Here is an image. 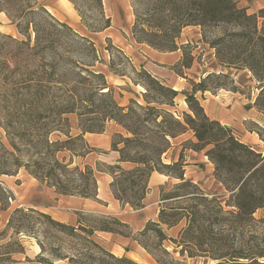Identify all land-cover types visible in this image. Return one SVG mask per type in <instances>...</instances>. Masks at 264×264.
Returning <instances> with one entry per match:
<instances>
[{
  "label": "rangeland",
  "instance_id": "obj_1",
  "mask_svg": "<svg viewBox=\"0 0 264 264\" xmlns=\"http://www.w3.org/2000/svg\"><path fill=\"white\" fill-rule=\"evenodd\" d=\"M56 1L37 0L55 18L63 22L68 21L67 23L79 35L87 36L94 41L99 51L100 61L94 60L95 52L92 51L88 42L80 38L63 36L59 40L58 46V54L63 56L62 62L60 61L62 65L55 75H59L57 77L59 80L60 78L65 80L68 86L61 88L54 83L46 85L48 87L42 92L41 96H43L35 108L33 105H29V103L32 104V101L26 94L25 86L31 84L36 88L37 85H40L38 79H41L42 74L49 72L50 69L53 72L50 65H46L43 69L40 66V62L52 60L53 56L51 54L40 56L41 53L33 56L31 55L32 51L26 45L5 38L4 34H10L0 31L2 33L0 34V70L1 66H4V56L8 51L19 52L21 56L18 71L11 72L5 69V65L3 71L0 72V188L7 189L12 196L8 200L9 207L5 210L0 209V264H50L41 262L43 257L48 258L52 264H123L109 256L107 252L117 257H126L137 264H264V208H259L252 216L238 214L235 197L234 201L231 197L237 189L234 191L226 189L214 176L215 164L206 155L207 147L200 151L191 148L194 146L193 143L197 141L191 129L184 132L185 135L179 139L171 138L172 145L168 152L163 155V158H167V153L170 152L183 153L184 160L189 162L188 176L185 178L197 183L200 192L208 200L192 199L194 197L189 195L163 201L161 205L166 208L165 217L170 222L169 224L160 222L159 225H150L149 229L142 234L141 231H138L132 235L133 231L130 229V236H123L114 232H110L109 235H100L97 232L102 230H96L90 238L97 242L98 246L104 248L102 250L83 237L86 232H83L82 236L70 235L66 231L52 226L36 213L29 212L31 208L19 205L16 194L9 187H15V184H19L22 179L15 181L12 176L28 173L35 177L37 173L40 178H36L40 182L46 185L56 184L59 190L64 188L68 192H76L82 191L85 186H88L89 193H93L96 189L98 173H109L107 170H112L110 165L117 164L105 162V165H102V161L90 164L86 160L87 155L91 153H87V144L89 145V143L85 139V134L88 132L83 134L80 142L70 141L68 143V136L66 135L69 130L68 123L60 121L56 117L59 106L66 104L70 99L73 100L74 95L70 92L73 89L72 86H77L80 96H84L89 92L91 85L96 82L86 67L92 64L93 67L90 66V68L105 73L107 83L114 88V96L120 105L127 107L131 99H135L142 105L147 104L144 99V93L147 90L145 77H141L133 69L134 66L137 69L141 67L132 50L136 45L137 52H140L137 56L139 58L144 46L148 44L147 42L136 41L132 32L135 22L134 4L138 6L139 0H129L133 12V21L131 22L126 21V14L121 4L123 0H110L111 7H106L105 0H102L104 12L111 19L112 29L97 32H92L91 27H102L104 21L100 20L95 10L90 9L87 1L79 0L81 10L86 14L85 20H82V15L79 14V10L73 2L72 7L68 9L71 4L66 0L60 2L61 8L58 7ZM2 4L13 16L17 17L20 15V9L26 7L25 3H20L14 7L12 3L7 4L3 0ZM238 5L246 7L249 13L259 14V11L264 8V0H238ZM141 8L145 7L141 5ZM60 9L78 16L75 21H72L74 19ZM114 9L118 10L119 18H112V10L114 11ZM39 14H31L27 18H18L17 20L22 22L28 20L35 24L42 23L44 21L38 16ZM143 18L146 20H141V22L147 26L150 20L148 21L146 16ZM211 36L212 33H207L206 40H210ZM12 37L29 41L31 46L35 43L33 29H30L28 35L20 33L18 36ZM132 42L134 43L131 45ZM178 44L180 46L181 44L188 45V56L193 57L191 67L184 68L180 64L181 57L170 67H160L163 68L159 69L161 74L157 75L149 69H145L164 84L178 90L175 105L170 106V109L176 115L190 112L184 92L192 90L193 82H199L212 72L228 74L229 79L222 77L213 79L212 83L209 82L210 89L205 92L199 91L197 96L206 113L212 119H217L222 124L230 126L241 141L251 145L264 155V112L254 104L261 89L260 83L254 79L248 70H238L234 67L223 68L219 65L215 50L203 39L199 25L184 26ZM114 47L123 50L128 59ZM179 51L183 56L182 50L179 49ZM69 57L77 62L69 66L66 65L67 62L63 60ZM225 82L229 85L228 87H215V85ZM42 84L45 86V81ZM80 110H84V108L77 105L76 112L64 114V117H69L71 135L73 136L81 132L80 127L91 126L93 129H98L99 125L103 123L101 119L97 118L99 117L97 114L79 116ZM141 112L143 111L138 113L142 114ZM91 117L95 119L86 121V118ZM153 125L154 123L150 121L147 126L153 127ZM108 126H116L120 130L117 129L113 132L112 140H121L122 138L117 135L120 133L124 136L129 135L116 120L106 121L105 130ZM123 146V143L119 144V147ZM116 152L120 158V152ZM102 153L108 152H98L100 155ZM131 155H134V151L131 152ZM57 159L63 164H68V166H59L56 162ZM86 163L94 168L96 182L93 178L94 175L89 176L87 180L82 176L80 170L75 169L77 165L83 167ZM129 163L130 167L125 168L135 167L134 163ZM49 170H54L53 175H47ZM178 183L179 180L170 181L164 185V194L167 196ZM51 187H54L58 192L55 186ZM130 193L131 191L128 192V194ZM201 202L203 204L200 205ZM1 205L0 201V208ZM194 206H197L203 214L201 217L203 227L216 236L211 243L206 241L204 243L202 240L203 243L200 244L195 237L192 238V234L190 235L188 231L183 232L184 228L187 227V220L190 219V217H186L189 215L186 210L190 211L191 207L193 209ZM16 208H23L28 214L24 216H22L23 213L15 214L13 226L9 227L8 221ZM182 214H186V216H183L181 220ZM104 216L106 215L79 212L76 222L64 223L77 226L85 224L91 229V227H98L101 218ZM177 218H180L178 223L171 225V223L176 222ZM114 227L125 232L129 231L124 227ZM194 234V236L204 234L203 228L202 231H195ZM121 237L127 238L129 243L122 244L117 241L118 238L122 239ZM234 248L241 250L244 256L234 257L230 253L234 251ZM227 253L230 254L224 258L219 257L220 254Z\"/></svg>",
  "mask_w": 264,
  "mask_h": 264
},
{
  "label": "trees",
  "instance_id": "obj_2",
  "mask_svg": "<svg viewBox=\"0 0 264 264\" xmlns=\"http://www.w3.org/2000/svg\"><path fill=\"white\" fill-rule=\"evenodd\" d=\"M3 1L7 4L12 3L14 7L18 6L20 3L26 4V7L20 9V15L17 17L13 16L7 8L3 7L2 0H0V11L6 12L11 22L17 26L21 34L28 35L30 29H33L35 32V43L31 46L29 41L20 40L5 34L4 37L16 43L26 45L27 48L32 51L31 55L33 56H37L40 53V56L46 54H51L53 56L52 60L40 62L42 69L46 65H50L53 72H51L50 68H47L50 69V71L41 75V79H38V81H40V85H37L38 87L35 88L31 84L25 86L27 91L26 94L29 95L32 101V104L29 103V105H33L35 108L37 107L40 98L43 96H41L42 92L48 87L46 85L54 83L61 88H66L68 86L65 80H61V78L59 80V78H57L59 75H55L62 65L60 61L63 56L58 54V46L59 40L63 36H68V38L73 37L75 39L80 38L88 42L92 47V51L95 52L94 60L100 61L98 55L99 51L94 41L87 36L79 35V33L67 22L55 18V16H53L44 5L39 4L37 0ZM69 1L75 4L76 8L79 10V14L82 15V20H85L86 14L81 10L79 0ZM83 1H87L90 9L95 10L100 20L104 21L102 27H91L90 24L89 26L92 32L102 31L111 26V19L107 17L104 12L102 0ZM141 5L145 8H141ZM138 6L134 4L135 22L132 29L136 41L147 42L155 49L164 52L181 49L183 56L180 64L184 68H189L191 67L193 57L191 55L190 57L188 56V45L181 44L180 46L178 44V39L184 26L199 25L202 30L203 39L215 50L219 65L223 68L234 67L238 70H248L254 79L260 83L261 89L254 104L264 112V8L259 11V14L249 13L246 7H240L238 5V0H139ZM36 13H40L38 16L42 18L44 22L35 24L28 20L24 22L17 20L18 18H27L29 15ZM145 16L148 17V21L150 20L147 26L141 22V20H146L143 18ZM207 33H212L210 40H206ZM0 34L2 33L0 32ZM116 50L128 59V56L125 55L123 50L119 48H116ZM4 57V66H1L0 72L3 71L5 65V69L11 72L18 71L19 64L21 63L20 53L10 50ZM63 61L67 62L66 65L68 66L77 62L70 57ZM90 66L93 67L92 64ZM90 66L86 67V69L96 82L91 85L89 92L84 96H80L77 86H72L74 90L72 89L70 92L74 95L73 100L70 99L66 104L59 106L56 117L59 118L60 121L68 123L69 130L66 132L68 143L70 141L80 142L85 132H104L105 122L109 120H116L126 129L129 135L124 136L121 133L117 134L122 139L119 141L112 140V149L120 152V162H132L135 164V167L127 169L121 164H115L110 165L112 170H107L114 176L111 188L115 197L120 202L129 203L135 209L142 208L144 206V198L149 190V177L154 171H159L179 179V183L174 187L172 192L167 194V196L164 194V186L161 187L162 203L169 198L189 195L190 197H194L192 199L199 198L202 201L208 200V198L200 192V187L197 183L185 178L183 153L180 154L177 161H172L170 163L165 162L163 158V155L168 152L172 145L171 138L191 129L197 139V141L193 143L194 146L191 148L195 151H200L207 147L206 155L215 164L214 176L226 189L230 191L237 189L231 197L233 201L235 197V206L238 209V214L252 216L259 208H264L263 153L241 141L230 126L222 124L221 121L217 119H212L206 113L204 106L197 96L199 91L205 92L210 89L209 82L212 83L213 79H220L221 77L229 79L230 76L228 74H216L212 72L203 77L199 82H193L192 90L184 92L190 112L176 115L170 109V106L175 105V98L179 93L178 90L164 84L152 76L142 65L139 69L135 66L132 67L141 77H145L144 80L146 81L147 90L144 93V99L147 104L142 105L135 99H131L127 107L120 105L116 100L113 93L114 88L107 83L105 73L94 70L90 68ZM43 81H45V86L42 84ZM225 83L215 85V87H228L229 85H227V82ZM234 89L236 88L234 87ZM22 103L24 104V102ZM77 105L80 108H84V110L79 111V116L99 115L97 118L101 119L103 122L99 125L100 129H93L91 126L86 128L80 127V133L75 136L71 135L69 117H64V114L76 112ZM140 111H143L141 112L142 114L138 113ZM94 119L95 118L92 117L86 118V121H93ZM150 121L154 123L153 127L147 126ZM120 143H123L124 146L119 147ZM87 147V153L96 150L88 144ZM132 151H134V155H131ZM56 162L59 166H68V164H63L58 159ZM102 165H105V162H102ZM75 169L80 170L82 176L87 180L89 176L92 177V175H94V168L88 163L84 164L83 167L77 165ZM53 171L54 170H49L47 175H53ZM35 177L38 179L40 178L37 173ZM93 178L96 182L95 175ZM49 186H55L58 192L62 194H78L85 197L97 196V183L93 193H89L88 186H85L82 191L76 192H68L64 190V188L59 190L56 184H50ZM129 191H131L130 194H128ZM11 197L7 189L0 188L1 210H5L9 207L10 203L8 204V200ZM201 204L203 203L201 202L200 205ZM186 211L189 212V215L186 216V214H182L181 220L183 216L190 217V219L187 220V227L184 228L183 232L185 230L186 232L188 231L190 235L192 234V238L195 237L200 244L203 242L205 243V241L209 243L213 242L216 236L201 224V217H203V214H201L198 207L194 206L193 209L191 207L190 211L188 209ZM29 212L36 213L39 217L46 219L52 226L66 231L70 235L82 236V233L86 232L83 237L97 247H100L98 243L90 238L96 230L114 232L123 236H130L131 234L130 226L114 216L102 217L100 225L96 228L91 227L90 229L88 228L90 226L85 224L77 226L56 221L50 215L33 208L29 209ZM18 213H23L22 216L28 214L25 209L16 208L8 221L9 227L13 226V221H15L16 218L15 214ZM165 215L166 208L161 205L158 218L159 221H149L140 233L142 234L149 229L150 225H159L160 222L169 224L170 222ZM178 219L180 218H177L176 222L171 223V225L178 223ZM114 226L124 227L129 231L125 232L121 229L118 230ZM202 228L204 234L194 236L195 231H202ZM202 240L203 242H201ZM101 249L103 250L104 248ZM107 253L123 264H137L126 257H117L110 252ZM230 253H232L234 257L244 256V253L236 248ZM230 253L220 254L219 257L224 258ZM41 260V262L52 264L48 258L43 257Z\"/></svg>",
  "mask_w": 264,
  "mask_h": 264
},
{
  "label": "crops",
  "instance_id": "obj_3",
  "mask_svg": "<svg viewBox=\"0 0 264 264\" xmlns=\"http://www.w3.org/2000/svg\"><path fill=\"white\" fill-rule=\"evenodd\" d=\"M63 0H57L58 7ZM72 7V2L66 0ZM106 7H111V1L105 0ZM124 12L126 14V21H133L132 6L129 0H123ZM119 9V8H118ZM61 10V9H60ZM120 10V9H119ZM63 13V10H61ZM68 14L75 21L77 14ZM119 18L118 10H112V18ZM68 22V21H67ZM112 26L106 28L107 30ZM0 31L12 36H18L20 34L15 24H13L7 14L0 11ZM134 42L131 43V45ZM129 45L132 49L133 47ZM144 46V45H143ZM137 46L132 50L136 61L139 66H143L145 69H149L154 74H161V70L164 66L170 67L181 59L182 54L179 50L176 51H159L148 44L144 46V50L141 52L139 58L137 57L140 52H137ZM147 60V63H146ZM163 67V68H160ZM118 128L115 126H108L102 133L88 132L85 134V139L89 145L96 150L87 155L86 160L90 164H94L97 161L107 162L110 164H121L123 167H130L129 162H120L119 156L115 150L112 149V134ZM118 131H120L118 129ZM185 135V133L178 135L174 140L179 139ZM108 152L102 153L98 152ZM180 153L170 152L167 153V158L164 161L170 163L179 159ZM90 160V161H89ZM185 177L188 176L189 162L184 160ZM15 181H19V184H15V187L10 186V190L16 194V200L19 205H23L26 208H33L43 213L50 215L53 219L62 222H76L79 212H93L103 214L106 216H116L121 219L122 222L127 223L134 232L141 231L145 228L149 221H158L159 212L161 207V187L170 183V181H178L179 179L171 177L165 173L154 171L149 177L148 186L149 190L144 198V206L139 209H135L129 203L120 202L114 195L111 183L114 180L112 174L107 172H99L97 175L98 192L96 197H85L78 194L64 195L56 191L54 187L46 185L40 182L36 177L28 173L19 176H12ZM100 235H109L110 232L98 231ZM117 239L122 244L127 243L128 240L125 237ZM135 241V240H134ZM129 243V242H128ZM127 245V244H125ZM122 253V252H121Z\"/></svg>",
  "mask_w": 264,
  "mask_h": 264
}]
</instances>
